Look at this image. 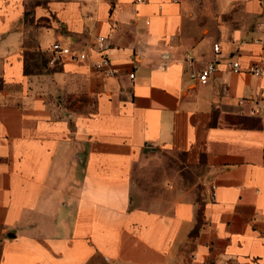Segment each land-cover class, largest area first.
Returning <instances> with one entry per match:
<instances>
[{
	"label": "crops",
	"instance_id": "obj_1",
	"mask_svg": "<svg viewBox=\"0 0 264 264\" xmlns=\"http://www.w3.org/2000/svg\"><path fill=\"white\" fill-rule=\"evenodd\" d=\"M23 10L0 0V264H264V77L229 68L263 55L264 0ZM54 41L86 61L51 63ZM157 147L199 162L211 193L144 206L131 169Z\"/></svg>",
	"mask_w": 264,
	"mask_h": 264
},
{
	"label": "rangeland",
	"instance_id": "obj_2",
	"mask_svg": "<svg viewBox=\"0 0 264 264\" xmlns=\"http://www.w3.org/2000/svg\"><path fill=\"white\" fill-rule=\"evenodd\" d=\"M48 1L22 0L24 20L31 22L33 6L38 3L45 4ZM205 172L199 162L190 159L185 154L166 151L158 147L149 148L142 152L141 157L135 161L131 169L132 192L143 202L144 206H148V200L166 195L168 191H175V189L199 194L206 185L208 194H210L212 185L204 182Z\"/></svg>",
	"mask_w": 264,
	"mask_h": 264
},
{
	"label": "built area",
	"instance_id": "obj_3",
	"mask_svg": "<svg viewBox=\"0 0 264 264\" xmlns=\"http://www.w3.org/2000/svg\"><path fill=\"white\" fill-rule=\"evenodd\" d=\"M260 44L264 51V35L260 39ZM95 51L100 54V60L94 65L97 69L102 70L106 75L111 76L115 74V70L111 67L108 58L105 56V50L107 49V38L105 36L99 35L96 37V43L94 45ZM214 51H218V45L214 44ZM51 52V63H63L64 61L72 62H84L86 61L87 54L83 50H72L67 44H63L60 41H54L50 46ZM229 68L234 73H249L256 76L264 77V53L260 59L247 66H242L241 62L238 60H233L229 62ZM216 70L215 62L207 63L197 74L196 78L201 84H205L209 76ZM134 73L129 74V78H133Z\"/></svg>",
	"mask_w": 264,
	"mask_h": 264
},
{
	"label": "water",
	"instance_id": "obj_4",
	"mask_svg": "<svg viewBox=\"0 0 264 264\" xmlns=\"http://www.w3.org/2000/svg\"><path fill=\"white\" fill-rule=\"evenodd\" d=\"M13 235V234H12Z\"/></svg>",
	"mask_w": 264,
	"mask_h": 264
}]
</instances>
